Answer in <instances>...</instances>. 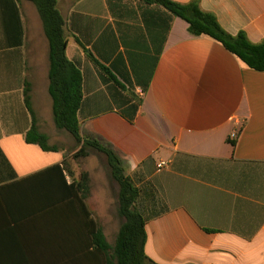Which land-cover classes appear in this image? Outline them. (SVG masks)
Masks as SVG:
<instances>
[{
	"label": "crops",
	"instance_id": "1",
	"mask_svg": "<svg viewBox=\"0 0 264 264\" xmlns=\"http://www.w3.org/2000/svg\"><path fill=\"white\" fill-rule=\"evenodd\" d=\"M199 4L227 33L264 41V0ZM57 8L66 57L82 75L80 135L110 148L138 190L146 256L264 264V72L157 4L57 0ZM48 66L35 6L0 0V264H113L93 233L114 244L118 185L103 154L69 158L80 146L54 125ZM33 123L55 151L26 142Z\"/></svg>",
	"mask_w": 264,
	"mask_h": 264
},
{
	"label": "trees",
	"instance_id": "2",
	"mask_svg": "<svg viewBox=\"0 0 264 264\" xmlns=\"http://www.w3.org/2000/svg\"><path fill=\"white\" fill-rule=\"evenodd\" d=\"M16 7L19 0H10ZM32 3L42 23L44 35L48 42V93L52 100L53 122L58 130L71 135L80 148L69 155V158L85 157L89 150L104 155L111 179L118 185V215L123 222L118 230L114 244L108 245L101 230L93 233V241L99 249L109 250L113 264H159L148 258L144 252L146 242L145 220L135 209L138 190L132 180L124 174L120 159L108 147L102 146L90 137H82L79 132L78 110L82 101V75L80 70L66 57V37L64 19L57 8V0H26ZM157 4L168 12L184 20L188 31L193 36H207L236 56L248 68L264 72V41L251 42L244 31L236 35L227 33L218 23L214 14L200 8L199 0L178 3L172 0H143ZM25 104L30 109L28 91H25ZM25 140L37 144L44 151H55L48 145L46 135L40 133L33 123L26 133ZM233 146L235 140L229 141ZM67 169L66 162L63 164ZM68 171V169H67ZM70 174V172L68 171ZM84 182L87 175L83 174ZM84 188L81 183L76 186ZM85 190V189H84Z\"/></svg>",
	"mask_w": 264,
	"mask_h": 264
},
{
	"label": "built area",
	"instance_id": "3",
	"mask_svg": "<svg viewBox=\"0 0 264 264\" xmlns=\"http://www.w3.org/2000/svg\"><path fill=\"white\" fill-rule=\"evenodd\" d=\"M236 135L233 134L232 137H235ZM168 166V161H160L158 164H157V168L158 169H164Z\"/></svg>",
	"mask_w": 264,
	"mask_h": 264
},
{
	"label": "rangeland",
	"instance_id": "4",
	"mask_svg": "<svg viewBox=\"0 0 264 264\" xmlns=\"http://www.w3.org/2000/svg\"><path fill=\"white\" fill-rule=\"evenodd\" d=\"M70 139H72V144H75V141L73 140V138H70ZM65 143V145H66V142H64ZM68 146H69V144H67ZM117 206H116V209H118V203L116 204ZM121 220H122V222H123V219L121 218Z\"/></svg>",
	"mask_w": 264,
	"mask_h": 264
},
{
	"label": "clouds",
	"instance_id": "5",
	"mask_svg": "<svg viewBox=\"0 0 264 264\" xmlns=\"http://www.w3.org/2000/svg\"><path fill=\"white\" fill-rule=\"evenodd\" d=\"M135 167H136V165L135 164H132V169L133 170H135Z\"/></svg>",
	"mask_w": 264,
	"mask_h": 264
}]
</instances>
